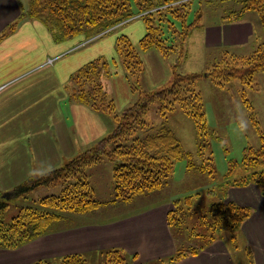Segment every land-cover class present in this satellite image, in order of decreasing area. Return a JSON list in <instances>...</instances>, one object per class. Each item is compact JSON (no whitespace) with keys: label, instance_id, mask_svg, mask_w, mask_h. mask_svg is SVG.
<instances>
[{"label":"trees","instance_id":"16d2710c","mask_svg":"<svg viewBox=\"0 0 264 264\" xmlns=\"http://www.w3.org/2000/svg\"><path fill=\"white\" fill-rule=\"evenodd\" d=\"M232 1L238 4L239 9L229 11L222 20L236 22L245 13L253 11L258 13L264 25V0ZM195 2L201 7L202 2L209 1L31 0L29 9L24 13L27 17H23L43 22L53 32L57 41L80 34L85 35L86 40H91L141 15L139 18L144 22L145 35L138 43V50L155 49L162 57L177 53L178 62L172 66V78L167 87L155 92L139 91L140 99L121 112L115 111L113 100L108 98L100 81L109 74L106 62L92 61L72 76L69 100L82 103L95 112L109 114L113 118L114 128L93 147L84 150L61 167L53 169L50 174L37 179L29 177L11 191L13 198H19L38 188L63 183L64 188L57 195L39 199L36 206L18 209L17 214L9 221L5 220V213L12 198H9V193L6 197H0V248L15 250L46 235L52 225L63 220L67 213H93L99 209L102 203L94 198L87 170L104 160L112 163V203H129L137 195L160 190L167 184L174 165L179 160H186L187 168L195 165L171 129L164 124L154 127L147 123L145 118L149 105L157 102V112L164 120L175 108L181 110L194 123L197 137L203 138L209 133L204 101L197 89L198 82L207 78L213 85L221 88L226 83L237 80L242 85L250 86L255 74L264 72V42L249 56L225 53L204 72L181 74L177 71L178 64L187 58L183 45L192 31L199 28L198 21L203 17L202 9L197 7L193 12L195 20L187 23ZM15 25L16 22L11 24L9 29L12 30ZM117 41V51L123 57V66L131 74L139 76L141 61L137 52L125 36H119ZM136 90L137 87H134L133 91ZM245 103L251 111V106L246 101ZM253 123L255 125V121ZM137 131L141 133L137 134ZM260 139V147L246 148L241 160L242 165L250 168L251 172L235 180L230 187L256 186L264 196V137L261 136ZM205 160L210 161L211 157ZM199 166L204 171L212 168L210 163H200ZM207 173L210 174L211 171ZM184 199L187 204H192L190 196ZM174 201L175 207L182 203L179 199ZM178 211L176 209L174 212H167L169 225L176 224L174 213L177 214ZM251 211L249 207L237 205L232 201L212 204L208 210L211 216L210 229L219 234L222 231L232 234L249 218ZM203 218L207 219L206 216ZM217 238L219 237H216L215 233H211L209 241L203 245ZM197 251L198 249L193 248L178 250L166 259L142 264H171L188 255H195ZM103 256L105 264H133L135 260L133 256L117 249L107 250L103 252ZM31 264H88V258L82 254H69L61 257L56 263L42 259Z\"/></svg>","mask_w":264,"mask_h":264},{"label":"crops","instance_id":"0c3cea01","mask_svg":"<svg viewBox=\"0 0 264 264\" xmlns=\"http://www.w3.org/2000/svg\"><path fill=\"white\" fill-rule=\"evenodd\" d=\"M23 13L18 0H0V196L10 193L30 173H45L49 165L52 170L61 167L114 128L109 114L70 101L69 96L72 76L85 65L101 60L113 67L120 61L116 39L111 37L79 48L85 40L75 36L57 41L43 22L25 18ZM246 14L236 22L221 19L208 27L200 24L196 30L201 32L203 48L225 49L224 54H231L226 49L247 43L253 26L243 20ZM15 22L17 25L10 30ZM133 30L134 26L128 31ZM144 35L145 29L139 41ZM137 54L140 75L143 67L146 71L160 70L162 56L157 50H138ZM188 59L189 53L184 61ZM120 79L125 82V78ZM103 168L112 173V164L107 160L87 170L93 195L96 186H102L105 192L101 194L113 196L109 175L105 176L106 182L100 177ZM242 189L246 190L231 200L252 208L249 218L232 234L222 232L195 255L171 264H264V198L255 186ZM172 200L152 202L123 215L85 213L64 217L59 221L61 225H52L51 232L18 249L0 248V264H30L74 253L88 258L87 255L109 249L137 255L140 263L166 259L179 249L166 224Z\"/></svg>","mask_w":264,"mask_h":264},{"label":"rangeland","instance_id":"374dc122","mask_svg":"<svg viewBox=\"0 0 264 264\" xmlns=\"http://www.w3.org/2000/svg\"><path fill=\"white\" fill-rule=\"evenodd\" d=\"M18 1L25 13L26 10L29 9L31 0ZM207 1L209 2H202L201 7L199 5L200 9H202L203 17L198 22L203 27H208L214 22H222L221 19L227 15L229 11L239 9L238 4L232 0ZM197 7L198 2L193 3L192 10L187 18V23H192L195 20L193 12ZM24 13L23 15L27 17V14ZM243 20L251 23L253 26L251 38L243 45H238L233 47L234 49L226 50L232 55L245 57L252 54L257 46L264 42V25L258 13L253 11L247 13ZM133 26L135 30L129 32L128 30ZM143 28L145 29L143 20L141 18H136L128 23L116 26L109 30L108 33L106 31L103 32L104 34L101 33L97 36L99 38L92 41H87L83 34L77 35L76 37H78L80 41H87L79 45V48H81L88 44H92V42H99L100 40L105 41L111 37L117 41L119 36H125L132 45V48L138 53L137 42L143 35ZM196 29L198 28L192 31L191 36L183 45L187 57L189 53V59L187 62L183 61L178 64L177 71L181 74L204 72L211 64L218 61V59L224 55L223 51H225V49L222 51L204 49L200 38L201 32ZM116 44L118 45V41ZM177 57V53L169 57H160L161 63H158L160 70L154 71L151 69L150 71V69H147L146 71L145 67H143L144 72L142 75L139 74V76H136V74H131L123 66V57L119 54L120 61L117 64H112L113 67H108L109 76L117 74V77L104 76L100 79L108 98L114 101L115 111L121 112L129 105L138 101L140 99L139 91L155 92L167 87L171 81V67L177 64ZM135 69L137 71V68ZM120 78H125V82ZM134 87H137L136 91H133ZM197 89L201 93L204 101V113L206 115L209 135L203 138L197 137L195 125L192 120L177 108L169 112L164 120L157 112L159 107L157 102H153L149 105L148 113L145 118L147 123L151 126L157 127L164 124L171 129L180 141L185 152L189 153L195 165L191 168H187L186 160L177 161L174 165L172 175L168 178L167 184L163 188L146 193L145 195H137L132 202L129 203L124 201L112 203V196L101 194V191L105 192L104 187L99 186V188L96 186L94 198L102 204L99 209L93 211L94 213L92 214L97 213L103 216L123 215L141 208L144 205L151 204L152 202L164 203L169 199H179L182 200V203L176 207L173 205V202H175L174 200L170 203L171 212H174L176 209L179 210L177 214L176 212L174 213L176 224L169 225L170 223L167 222L166 218L167 228L176 246L179 248L178 250L199 249L200 246L209 241L208 238L211 233H215L216 237H220L219 232H212L210 229L209 223H211V216L208 214V210L212 204H217L222 201H232L238 205L235 200H231V197L246 190L241 187H230V184L251 172L250 168L244 167L241 163L244 150L246 148H259L261 145L260 137H264V72L255 74L250 86L242 85L239 81L233 80L220 88L213 85L209 79L204 78L198 82ZM128 99L131 100L127 103ZM244 100L251 106V111H249ZM251 114H253V116H251ZM254 121L255 125L253 123ZM245 122L247 124V130L242 132L240 130V125ZM139 133L141 132L137 131V134ZM200 144L203 145L202 148ZM210 157V161L205 160ZM200 163H202V165L210 163L212 168H207V171L210 170L211 173L208 174L206 170H201V166H199ZM102 170L103 172H100V177H102L103 182L107 180L105 177L106 175H109L108 180L112 181L110 169L107 171V169L103 168ZM63 188L64 184L59 183L55 186L38 188L29 195L19 198H13L14 195L13 193L11 194V192L9 194L6 193L12 200L9 201L5 213V220L9 221L15 216L18 209L36 206L39 199L45 196L57 195ZM258 191L260 192L259 189ZM6 194L2 195V197H5ZM187 196L191 197V205L185 202L186 200L184 197L186 198ZM262 198H264V196ZM250 209L252 210V208ZM77 215L78 214L67 213L65 217L74 218V216ZM203 216H206L207 219L203 218ZM58 224H60V222H57L54 226ZM51 230L52 228H50L47 233L51 232ZM229 236L230 234L228 237ZM238 244L236 243V245ZM178 250L175 249L174 254ZM105 251L107 250L103 252ZM103 252L98 255H87L88 264H105ZM63 256L66 255L43 260L56 263ZM132 256L135 259L133 264H142L139 262L137 255Z\"/></svg>","mask_w":264,"mask_h":264},{"label":"clouds","instance_id":"9594fccd","mask_svg":"<svg viewBox=\"0 0 264 264\" xmlns=\"http://www.w3.org/2000/svg\"><path fill=\"white\" fill-rule=\"evenodd\" d=\"M240 130L242 132H245L247 130V124L246 122L245 123H242L240 125ZM52 171V168L51 166L49 165V168H48V172L47 173H43V174H40V175H34L32 173H30V178H33V179H37V178H43V175H47V174H50V172Z\"/></svg>","mask_w":264,"mask_h":264},{"label":"built area","instance_id":"2783aa9c","mask_svg":"<svg viewBox=\"0 0 264 264\" xmlns=\"http://www.w3.org/2000/svg\"><path fill=\"white\" fill-rule=\"evenodd\" d=\"M141 15H138V16H136V17H134L133 19H136V18H139ZM104 34V33H103ZM96 38H98L97 36L96 37H94L92 40H94V39H96ZM92 40H89V41H92Z\"/></svg>","mask_w":264,"mask_h":264},{"label":"water","instance_id":"95a60500","mask_svg":"<svg viewBox=\"0 0 264 264\" xmlns=\"http://www.w3.org/2000/svg\"><path fill=\"white\" fill-rule=\"evenodd\" d=\"M6 197V196H5Z\"/></svg>","mask_w":264,"mask_h":264}]
</instances>
